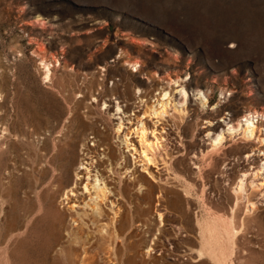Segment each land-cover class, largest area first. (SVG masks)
I'll list each match as a JSON object with an SVG mask.
<instances>
[{
  "label": "rangeland",
  "instance_id": "obj_1",
  "mask_svg": "<svg viewBox=\"0 0 264 264\" xmlns=\"http://www.w3.org/2000/svg\"><path fill=\"white\" fill-rule=\"evenodd\" d=\"M178 78L209 94L207 105L192 96L199 113L217 103L221 120L257 110L264 131V0H0V264H216L199 224L212 214L238 230L233 264H264V200L251 213L246 201L232 210L231 182L261 161L247 162L252 147L238 137L203 176L186 158L166 184L172 192L156 183L151 197L124 200L123 238L77 242L64 229L55 242L45 229L55 210L30 191L31 155L50 157L72 137L92 144L97 130H112L107 100L126 95L132 105L137 88L155 95ZM189 121L174 141L206 148L202 119Z\"/></svg>",
  "mask_w": 264,
  "mask_h": 264
},
{
  "label": "bare ground",
  "instance_id": "obj_2",
  "mask_svg": "<svg viewBox=\"0 0 264 264\" xmlns=\"http://www.w3.org/2000/svg\"><path fill=\"white\" fill-rule=\"evenodd\" d=\"M43 63L49 74L50 66L46 61ZM158 90L152 95L137 88L132 105L126 103L132 99L126 95H118L114 103L113 100H107L108 104L105 101L109 110L108 121L113 127L105 134L97 130L92 136V144L86 137L79 140L72 137L50 157L43 155L45 158L40 159L36 154L31 155L30 191L45 194L55 210L52 219L51 215L48 218V213L42 217L45 229L55 242L60 241L64 229L69 240L77 242L95 238L98 234L109 241L123 238L121 204L124 200L132 194L151 197L156 183L161 189L172 192L166 184H169V177L178 163L186 158L191 160L196 174L203 176L206 166L214 168L217 165L220 154L233 153L239 148L235 143L238 138L245 139L252 147L251 153L246 155L247 162L254 161L255 156L261 161L254 168H245L238 180L231 182L235 200L232 210L236 211L240 202L246 201L245 211L251 213L264 200L263 122L259 123L253 115L258 111L250 110L243 114L244 118L232 111L224 114L221 120L217 116L222 104L217 103L211 113H199V109L191 104L192 96L202 105H207L211 98L201 89L190 91L182 79H170ZM135 109L138 112L132 113L133 117L129 112ZM190 116L202 119L206 148L189 150L183 140L174 141V135L181 136L190 124ZM177 144L181 147H176ZM49 167L52 174L47 176ZM251 189L259 190V193L263 191L260 198L253 199ZM137 199L138 206H143L140 196ZM199 224L203 253L216 264H233L229 258V242L233 243V234L238 230L218 214L199 220Z\"/></svg>",
  "mask_w": 264,
  "mask_h": 264
}]
</instances>
